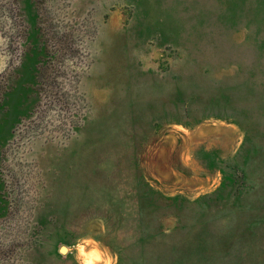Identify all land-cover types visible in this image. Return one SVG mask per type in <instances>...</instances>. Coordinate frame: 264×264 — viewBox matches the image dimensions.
<instances>
[{
  "label": "rangeland",
  "instance_id": "1",
  "mask_svg": "<svg viewBox=\"0 0 264 264\" xmlns=\"http://www.w3.org/2000/svg\"><path fill=\"white\" fill-rule=\"evenodd\" d=\"M0 264H264V0H0Z\"/></svg>",
  "mask_w": 264,
  "mask_h": 264
},
{
  "label": "water",
  "instance_id": "2",
  "mask_svg": "<svg viewBox=\"0 0 264 264\" xmlns=\"http://www.w3.org/2000/svg\"><path fill=\"white\" fill-rule=\"evenodd\" d=\"M65 248H66V247H65L64 245H63V246H61V249H60V250H61V252H65V251H64V249H65Z\"/></svg>",
  "mask_w": 264,
  "mask_h": 264
},
{
  "label": "bare ground",
  "instance_id": "3",
  "mask_svg": "<svg viewBox=\"0 0 264 264\" xmlns=\"http://www.w3.org/2000/svg\"><path fill=\"white\" fill-rule=\"evenodd\" d=\"M66 247V246H65ZM66 249V248H65ZM65 249H64V251H65Z\"/></svg>",
  "mask_w": 264,
  "mask_h": 264
}]
</instances>
